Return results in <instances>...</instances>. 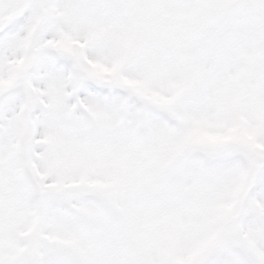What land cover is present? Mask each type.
Listing matches in <instances>:
<instances>
[{"label":"snow or ice","instance_id":"6c2138e0","mask_svg":"<svg viewBox=\"0 0 264 264\" xmlns=\"http://www.w3.org/2000/svg\"><path fill=\"white\" fill-rule=\"evenodd\" d=\"M0 264H264V0H0Z\"/></svg>","mask_w":264,"mask_h":264}]
</instances>
